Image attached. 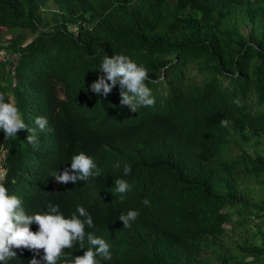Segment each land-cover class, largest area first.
Returning a JSON list of instances; mask_svg holds the SVG:
<instances>
[{
  "label": "trees",
  "instance_id": "16d2710c",
  "mask_svg": "<svg viewBox=\"0 0 264 264\" xmlns=\"http://www.w3.org/2000/svg\"><path fill=\"white\" fill-rule=\"evenodd\" d=\"M49 1L56 10L45 14ZM0 28L29 33L7 45L0 34V49L17 56L0 60V93L38 141L28 143L27 129L9 139L0 130L4 183L27 215L52 204L68 218L85 207L95 225L85 233L110 245L101 264H264V227L239 253L225 240L236 224L264 222V196L250 206L237 182L241 173L264 187V0H0ZM114 54L147 68L153 106L131 112L118 85L107 97L90 90ZM80 152L100 175L57 183L51 174ZM117 179L130 190L117 193ZM129 210L139 215L124 228ZM89 247L86 235L57 264ZM12 251L7 264L36 255Z\"/></svg>",
  "mask_w": 264,
  "mask_h": 264
},
{
  "label": "clouds",
  "instance_id": "9594fccd",
  "mask_svg": "<svg viewBox=\"0 0 264 264\" xmlns=\"http://www.w3.org/2000/svg\"><path fill=\"white\" fill-rule=\"evenodd\" d=\"M7 53V52H5ZM9 55V54H8ZM5 59V58H3ZM97 80L90 85V90L97 96L107 97L117 85L120 91V105L127 106L133 113L137 108L150 107L155 104L152 90L147 87L145 81L149 79L147 68L142 64H137L133 59L124 54H114L111 57L105 56L100 66ZM238 106L240 101H234ZM34 123L40 130H48V121L45 117L38 116ZM226 120H222V126L227 125ZM30 133L27 141L34 146L38 144L35 129H30L21 119L19 108L11 99L5 102L4 94L0 93V130L5 134V139L17 137L20 130ZM119 167V165H116ZM96 169V164L92 157L84 152L75 154L71 158L70 168H65L63 172H53L51 175L60 184L78 181H87L90 177L100 175ZM131 173V166L125 165L124 174ZM4 171L0 168V262L7 264L8 260L16 257L12 248H27L36 255L43 249L44 255L41 260L46 264H57L64 254V249H71L74 242L79 241L83 249V241L87 235L90 247L83 252V255L74 256L72 260H65L63 264H101V260H111L110 245L101 237L93 233H85V226L94 228L93 219L83 206H77L76 214L66 218L59 210V205H48V211L44 214L27 215L22 207V201L16 195H9L5 186ZM115 191L126 193L130 190V185L126 180L117 179L115 181ZM123 199V197H121ZM145 206L151 205L146 198L143 201ZM139 215L136 210H129L127 214H121L119 220L123 222L124 228L131 226L130 222L135 221ZM83 218V219H81ZM37 224L38 230L33 232L31 224ZM257 246L260 241L257 240ZM32 257L29 264H41V260ZM252 258L250 257L249 260Z\"/></svg>",
  "mask_w": 264,
  "mask_h": 264
},
{
  "label": "rangeland",
  "instance_id": "374dc122",
  "mask_svg": "<svg viewBox=\"0 0 264 264\" xmlns=\"http://www.w3.org/2000/svg\"><path fill=\"white\" fill-rule=\"evenodd\" d=\"M50 10H56V6L53 2L49 1L46 6L43 8V13H49ZM1 29V28H0ZM71 30H74V27L70 28ZM244 30H247L246 28H243ZM0 33L3 37L2 45H7L9 41L12 38L20 37V35H25L26 37H29V33L27 31H23L20 29H3ZM29 40V38H27ZM26 40V41H27ZM7 50L0 49V60H4L3 58H6V56H9V62H13L17 56L15 55H8ZM262 142V141H261ZM260 142V143H261ZM249 153H254L255 147L253 145L247 146L245 148ZM257 150L264 152V142H262L260 145L256 147ZM236 149H234V152ZM237 182L239 185V188L241 190V195H243L249 202L250 206L255 205L258 203L264 196V187H261L259 185V181L254 178H247V176L239 173L237 175ZM237 217V215L235 216ZM234 217V218H235ZM234 220V219H233ZM261 226L264 227V222L255 219L254 222H247L245 225H234L233 229H230L229 224L226 225L227 230L230 229L229 233H227V236L225 237V240L230 248L231 252L239 253V246L246 244V242H250L253 239V236L257 233V228Z\"/></svg>",
  "mask_w": 264,
  "mask_h": 264
},
{
  "label": "built area",
  "instance_id": "2783aa9c",
  "mask_svg": "<svg viewBox=\"0 0 264 264\" xmlns=\"http://www.w3.org/2000/svg\"><path fill=\"white\" fill-rule=\"evenodd\" d=\"M8 56H6V58H7Z\"/></svg>",
  "mask_w": 264,
  "mask_h": 264
}]
</instances>
